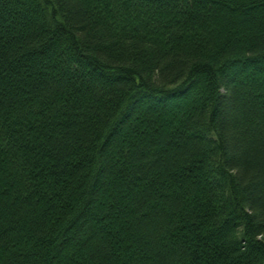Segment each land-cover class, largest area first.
Wrapping results in <instances>:
<instances>
[{
    "label": "trees",
    "instance_id": "16d2710c",
    "mask_svg": "<svg viewBox=\"0 0 264 264\" xmlns=\"http://www.w3.org/2000/svg\"><path fill=\"white\" fill-rule=\"evenodd\" d=\"M0 264H264V0H0Z\"/></svg>",
    "mask_w": 264,
    "mask_h": 264
}]
</instances>
